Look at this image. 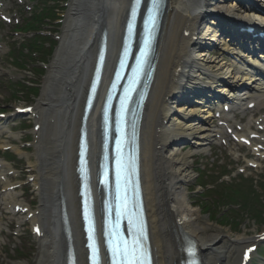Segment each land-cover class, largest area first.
Segmentation results:
<instances>
[{"label":"bare ground","instance_id":"6f19581e","mask_svg":"<svg viewBox=\"0 0 264 264\" xmlns=\"http://www.w3.org/2000/svg\"><path fill=\"white\" fill-rule=\"evenodd\" d=\"M129 1L73 0L70 8L65 39L51 64L43 97L35 106L41 123L38 131L41 141L39 137L37 142L40 157L37 156L38 161L34 163L39 167V173L35 180L41 198L38 215L43 219L45 232L35 264L64 262L65 247L57 251L56 243L65 246V236L61 229L54 234L52 228L55 219L56 225L60 226V197L69 217L77 263L84 264L76 196L78 183L74 173L81 100L85 96L83 86L88 84L102 32L107 39L104 71L111 55L117 54ZM224 7L228 8L227 13L235 8L234 3L226 4L222 0H167L162 18L156 43L154 80L140 131L141 182L156 264H177L183 255L182 241L186 237L198 242L202 250V264H217L221 259L224 263L232 251L226 248L227 245H221L225 240L224 234L207 233L209 227L201 224L200 215L189 206L187 196L181 191L189 178V165L177 142L188 138L195 150L204 148L211 142V114L206 109H199L196 104L189 109L186 106L174 107V101L180 98L178 89L197 84L202 73L211 75L209 78L212 79L220 78L219 72H224L230 75L234 86L242 85L246 80L251 82L252 88L244 92V99H240L236 107L243 108L245 99L264 98V83L250 77L245 72L249 69H238L230 61L221 57L212 58L206 52L208 50L199 49L209 41L207 34L211 26L203 24L206 14L214 8ZM249 63L258 64L254 59ZM223 90L226 91V87ZM172 100L173 107L170 105ZM262 104L264 101H261ZM50 119H54L53 125L49 123ZM86 127L91 141L90 154L94 157L99 143L93 112L87 119ZM235 258L233 256V261ZM9 264L21 263L11 261ZM229 264H233L232 261Z\"/></svg>","mask_w":264,"mask_h":264},{"label":"snow or ice","instance_id":"6c2138e0","mask_svg":"<svg viewBox=\"0 0 264 264\" xmlns=\"http://www.w3.org/2000/svg\"><path fill=\"white\" fill-rule=\"evenodd\" d=\"M138 3H139V0H134L133 7H132L133 16L136 13V5ZM157 7H158V0H152V7L149 9V12L151 13ZM151 19L154 22V17H151ZM131 26L132 25L130 22L129 29H131ZM150 43H151L150 38H146L144 42L145 46L144 48L141 49V56L138 59V65L140 69H142L144 58L147 57L148 48L150 47ZM118 165H119V161H118ZM125 206H126V201H125ZM139 235L140 236L144 235L142 226L139 229ZM90 239H91V235H90ZM109 248L112 252L113 264H146V261H147L146 251L143 248V246L140 244L139 240L133 241L131 249H129L128 243L125 240L118 239L115 245H113L112 242L109 241ZM189 253L190 255H194V252H192L191 249H189Z\"/></svg>","mask_w":264,"mask_h":264},{"label":"rangeland","instance_id":"374dc122","mask_svg":"<svg viewBox=\"0 0 264 264\" xmlns=\"http://www.w3.org/2000/svg\"><path fill=\"white\" fill-rule=\"evenodd\" d=\"M2 94L0 95V99L1 98H7L9 96V92L7 90H2ZM184 154H185V159H186V162H188V165L193 168V164H195L196 162H198V158L196 156V153L197 151H194L191 148L190 145H187V147L185 146V148H182L181 147H178ZM219 151H216L214 148L213 150H211V154H210V150H206L205 151V154L206 156H203L200 160V162H203L204 164H206L207 168L211 167V164H210V161H209V157L208 156H213L215 157L217 154H218ZM190 169V168H189ZM190 172V170H189ZM194 178H195V175L194 173L191 172V176L189 177V185H191L194 181ZM186 191V186L183 187ZM187 192V191H186ZM188 194V193H187ZM189 196H191L190 194H188ZM205 213H201V218H203V223H207L205 220L207 218L206 215H204ZM209 224V223H208ZM211 227L209 229V232H223V234H225L228 238L229 237H232L233 239H238L240 238L241 236H243L245 234V232L247 233V231L249 230H254L255 229V226L253 224L251 225H248V221L246 220L244 222V224H242L241 226V230H240V233L239 234H236V233H232L228 227H221L215 223H210ZM19 254V253H18ZM6 258H18L17 254L16 253H4L3 250L0 248V260H2L3 263H5L7 260ZM21 261L23 260H20V262H16V263H21Z\"/></svg>","mask_w":264,"mask_h":264}]
</instances>
